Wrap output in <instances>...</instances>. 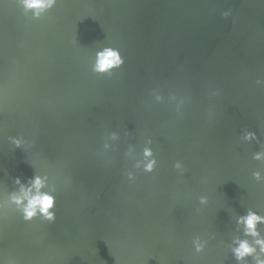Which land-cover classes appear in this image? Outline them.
<instances>
[{"label": "water", "instance_id": "obj_1", "mask_svg": "<svg viewBox=\"0 0 264 264\" xmlns=\"http://www.w3.org/2000/svg\"><path fill=\"white\" fill-rule=\"evenodd\" d=\"M0 264H264V0H0Z\"/></svg>", "mask_w": 264, "mask_h": 264}]
</instances>
